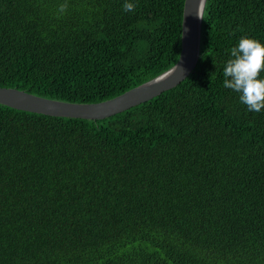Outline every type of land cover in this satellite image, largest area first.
I'll list each match as a JSON object with an SVG mask.
<instances>
[{"label":"trees","instance_id":"trees-1","mask_svg":"<svg viewBox=\"0 0 264 264\" xmlns=\"http://www.w3.org/2000/svg\"><path fill=\"white\" fill-rule=\"evenodd\" d=\"M124 2L0 0V86L98 102L171 67L184 0ZM241 36L264 43V0H206L159 95L100 119L0 103V264H264V109L223 86Z\"/></svg>","mask_w":264,"mask_h":264},{"label":"water","instance_id":"water-1","mask_svg":"<svg viewBox=\"0 0 264 264\" xmlns=\"http://www.w3.org/2000/svg\"><path fill=\"white\" fill-rule=\"evenodd\" d=\"M206 0H184L180 52L177 61L155 77L112 98L98 102H69L42 97L16 87L0 86V103L12 108L55 116L100 119L147 101L185 79L200 52L201 21Z\"/></svg>","mask_w":264,"mask_h":264},{"label":"clouds","instance_id":"clouds-1","mask_svg":"<svg viewBox=\"0 0 264 264\" xmlns=\"http://www.w3.org/2000/svg\"><path fill=\"white\" fill-rule=\"evenodd\" d=\"M60 6V12L66 10ZM122 8L125 12H134L135 4L125 0ZM202 19V16L197 15ZM230 58L223 67V86L239 94L241 103L249 111L260 112L264 109V43L249 37L241 36L238 43L230 50Z\"/></svg>","mask_w":264,"mask_h":264}]
</instances>
